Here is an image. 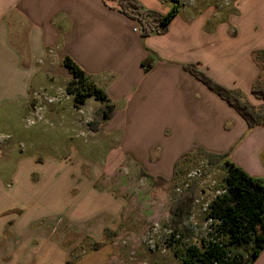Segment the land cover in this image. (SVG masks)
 <instances>
[{"label": "crops", "instance_id": "obj_1", "mask_svg": "<svg viewBox=\"0 0 264 264\" xmlns=\"http://www.w3.org/2000/svg\"><path fill=\"white\" fill-rule=\"evenodd\" d=\"M187 1L179 5L166 34L142 38L134 31L136 21L121 13L116 1L0 0V106L17 100L27 104L33 83L43 93L64 88L71 74L62 62L70 58L116 108L109 123L119 134L121 150L116 164L106 169L113 172L128 160L149 176L169 180L177 162L201 148L228 154L249 175L264 178V128L249 129L234 109L184 69L196 64L218 83L250 94L262 72L254 54L264 51V0H210L206 13L215 3L227 11L213 10L205 18L196 7L203 0ZM143 4L159 11L151 0ZM149 56L155 62L146 72L142 63ZM37 62L41 76L34 69ZM49 71L58 72L64 82L60 85ZM44 76L48 82L40 83ZM89 101L101 106L89 98L84 108ZM156 146L160 156L151 162L148 151ZM9 149H0V264H40L38 258L47 259L48 253L52 260L58 256L57 249L72 255L82 245L77 238L64 249L62 242L71 232L92 236L98 230L103 241L105 230H117L123 212H103L90 220L62 217L61 230L55 227L61 216L52 214L40 227L38 193L27 181L31 169H23L35 161L17 155L4 161L1 153L8 158ZM116 217L121 220L112 225ZM254 264H264V250Z\"/></svg>", "mask_w": 264, "mask_h": 264}, {"label": "rangeland", "instance_id": "obj_2", "mask_svg": "<svg viewBox=\"0 0 264 264\" xmlns=\"http://www.w3.org/2000/svg\"><path fill=\"white\" fill-rule=\"evenodd\" d=\"M145 1L139 2L147 9L143 4ZM151 1L162 14H167L174 4L189 3L187 0ZM208 1L210 0L196 4L199 11L197 14L204 13L203 18L213 10L216 14L227 11L217 8L215 3L214 8L206 13ZM233 11L236 10H231ZM136 23L140 25L139 21ZM194 27L198 28L199 24ZM233 28L239 30L241 26L234 25ZM35 68L41 76L42 64L34 65ZM48 73L55 76L60 85L64 82L58 72ZM43 82H48L45 76L40 78V83ZM260 83L264 86V71ZM32 86L35 90L31 88L27 104L17 100L0 106V149L10 147L8 158L1 153L4 161H14L15 155L27 158V161H35L23 169H31L27 181L30 186L32 184V192L38 193L39 217L40 220L44 219L39 222V226L44 227L45 218L53 215L61 216L60 221L58 219L55 223V227L61 230L64 225L62 217L75 220L81 215L90 220L103 212H123L122 220V216L112 220V225L121 220L117 228L118 235L111 240L107 239L108 245L100 252L87 256L90 246L100 241L103 233L97 230L90 236L86 232H71L69 239L65 238L62 242L64 249L70 247L72 240L77 238L82 246L72 249L74 253L71 255L68 252L66 256L61 249H57L58 256H53L52 260L48 253L47 259L38 258L40 264H66L67 255L69 258H87L82 264H180L175 256L176 251L183 254L191 245L201 248L215 237L214 225L207 219L206 212L214 197L223 191L222 172L219 168L210 169L199 158L192 160L187 163L182 174L178 175L176 187L172 190L153 187L151 180L141 177L142 170L139 171L128 160L112 172L106 168L116 164L114 161L121 150L116 141L119 134L112 132L114 124L109 123L110 121L100 131L91 128L96 122L94 114L99 104L89 101L85 108L82 106L77 109L73 96L67 93L68 85L56 90H46L45 93L36 88L35 83ZM243 93L245 99L255 105L257 100L252 94ZM120 137H123L121 132ZM125 147L126 145L122 147L123 152ZM148 153L151 162L157 161L160 156L158 146ZM147 165L149 166L148 163ZM187 186L197 187V200L191 218L196 232L191 238L176 237L171 242L172 224L169 212L172 198L184 194L188 190ZM26 193L27 191L24 192ZM45 230L53 233L49 226H45ZM149 241H153L154 248H150Z\"/></svg>", "mask_w": 264, "mask_h": 264}, {"label": "trees", "instance_id": "obj_3", "mask_svg": "<svg viewBox=\"0 0 264 264\" xmlns=\"http://www.w3.org/2000/svg\"><path fill=\"white\" fill-rule=\"evenodd\" d=\"M111 1L119 4V11L125 16L139 21L142 38L166 34L179 11L177 4L164 15L157 10L146 9L138 0ZM254 60L262 67L260 78L251 91L252 96L260 102L258 105L247 101L240 89H230L218 83L196 64L186 65L184 69L234 109L249 129L264 128V86L260 83L264 71V51L255 52ZM154 62L153 57L146 58L142 63L144 70L148 72ZM62 64L71 74L67 93L73 96L75 108L84 106L89 98L101 103L94 114L96 122L91 125L93 130L100 131L114 117L115 106L105 91L98 88L72 59L65 58ZM197 158L206 162L210 169L219 168L222 172L223 191L214 197L206 212L207 219L214 225L215 237L201 248L191 245L183 254L176 251V258L180 264H254L264 250V178L252 177L233 163L228 154L210 153L201 148L184 155L177 162L174 175L169 180L161 176H149L143 171L140 175L151 180V185L155 188L172 190L176 187V178L182 174L187 163ZM193 186H189L184 194L172 198L169 212L172 224L171 242L177 235L179 239H186L193 237L196 232L191 220L197 200V187ZM117 235V230H105L106 240L94 242L88 254L100 251L108 245L107 239L111 240ZM82 258L70 257L66 264H76Z\"/></svg>", "mask_w": 264, "mask_h": 264}, {"label": "built area", "instance_id": "obj_4", "mask_svg": "<svg viewBox=\"0 0 264 264\" xmlns=\"http://www.w3.org/2000/svg\"><path fill=\"white\" fill-rule=\"evenodd\" d=\"M139 24H140V23H139ZM134 31L137 32V33H139V34H141V32H142L141 25H137V27L134 28ZM196 173H198V172H196ZM190 176H191V175H189V177H190ZM188 187H189V186H187L186 188H188ZM205 210H206V209H205ZM176 237L179 238V235H177ZM148 244H149L150 248H154L153 241H149Z\"/></svg>", "mask_w": 264, "mask_h": 264}]
</instances>
